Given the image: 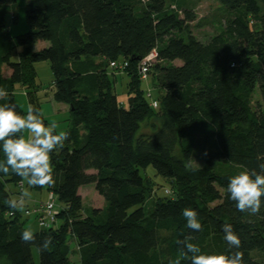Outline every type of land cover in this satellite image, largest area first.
Wrapping results in <instances>:
<instances>
[{
    "label": "trees",
    "instance_id": "obj_1",
    "mask_svg": "<svg viewBox=\"0 0 264 264\" xmlns=\"http://www.w3.org/2000/svg\"><path fill=\"white\" fill-rule=\"evenodd\" d=\"M215 1L223 23L201 42L188 28L196 19L189 0H27L28 30L17 37L5 29V16L15 18V0H0V88L6 91L0 105L24 116L13 101L21 86L38 114L34 65L46 61L53 100L69 108L68 137L49 153L52 182L29 185L55 197V227L37 224L34 240L22 241L29 209L9 207L5 188L7 182L22 187V177L0 173V264H35L33 248L39 264H73L72 255L79 264H171L177 258L191 264L186 245L204 249L213 242L214 255L239 252L241 264H264V196L257 213L241 212L226 191L229 177L241 171L264 174V0ZM38 42L48 46L34 51ZM152 51L149 77L161 92L156 109L138 73ZM111 62L127 63L121 72L129 78L126 108L113 91L118 72ZM144 124L149 130L140 133ZM198 159L202 165L192 166ZM220 160L230 165L227 171L214 170ZM150 166L172 190L146 211L151 191L138 169ZM85 185H93L104 205L82 213L78 190ZM185 207L197 212L199 230L187 227ZM224 224L232 225L238 248L225 241Z\"/></svg>",
    "mask_w": 264,
    "mask_h": 264
},
{
    "label": "rangeland",
    "instance_id": "obj_2",
    "mask_svg": "<svg viewBox=\"0 0 264 264\" xmlns=\"http://www.w3.org/2000/svg\"><path fill=\"white\" fill-rule=\"evenodd\" d=\"M188 1V0H186ZM190 2H194V9L193 12L196 16V19L193 22L188 24V28L192 36H194L197 40L201 42H206L211 36H213L220 25L223 23V12L221 11V7L219 3L215 0H189ZM27 0H15V11H14V20L10 14L5 16V29L8 34L12 37H17L23 35L27 32L28 27L26 24L25 19V6ZM48 44L45 42H38L33 45V50H40L42 48L47 47ZM12 60H16L13 58ZM173 65H180L179 61H174ZM36 70V85L39 87L36 93L37 101H38V115L43 120L46 126L52 127L54 126V132L59 133L61 131L65 132L67 127L69 126V112L59 110L55 105L58 102L53 100V75L51 72L50 64L46 61L38 62L34 65ZM9 72L6 70L3 73ZM149 77V76H148ZM150 79V78H149ZM24 89V88H23ZM21 86H16L15 91L13 93V101L14 104L20 109L24 115H26L28 109V99L26 91L23 90ZM141 89L150 92L151 100H156L161 95V92L157 88H153L150 86L149 90L146 89L145 83H142ZM116 94L117 100L121 103L125 108L127 107V94H126V81L121 79L118 81L116 85ZM251 103L255 107L257 103H260V95L258 88L254 91L251 95ZM60 104V103H59ZM63 104V103H61ZM149 124H144L141 129L140 133H147L149 130ZM24 136L27 138L28 133L25 130ZM176 156L180 155L179 149H177L174 153ZM202 162L200 159L195 160L192 163V166H201ZM229 164L224 161H215L213 163L214 170L217 172H224L229 169ZM139 174L142 178H144L149 186L151 191L150 197L146 200L144 204V208L147 211L149 208L152 207L153 202L156 199L159 200H167L171 197L168 195L169 192L172 190L171 182L161 176H159L156 171L150 166L145 169L139 168ZM22 187L17 186L12 182H7L5 184V188L10 194L11 199H17L21 197L22 193H27L24 196V202L22 204H17L19 207L26 208L29 210L34 209L35 207L39 206L40 204L47 201L48 193L46 190L43 191H35L29 188L26 179L22 178ZM83 200V212L89 211L92 208H101L104 205L103 199L98 196L94 190L93 185H85L82 186L79 190ZM137 207H134L130 210L133 211ZM25 220L24 222V229H30L32 233L38 232L40 228L37 226L35 222L34 215L30 217H23ZM67 242L70 245V249L76 250V245L71 237L68 236ZM201 253L204 254H215L217 252V245L213 242L210 246L204 249H199ZM164 247L161 248V254L163 257H167L166 253L164 252ZM32 258L35 264H39L38 258V251L33 248L31 250ZM71 262L73 264L78 263V257L76 255L71 256Z\"/></svg>",
    "mask_w": 264,
    "mask_h": 264
},
{
    "label": "clouds",
    "instance_id": "obj_3",
    "mask_svg": "<svg viewBox=\"0 0 264 264\" xmlns=\"http://www.w3.org/2000/svg\"><path fill=\"white\" fill-rule=\"evenodd\" d=\"M6 91L0 88V97H4ZM28 136L25 138L24 131ZM20 133V135H16ZM68 137L66 132H54V126H46L32 106H29L26 115H19L11 106L0 105V152L3 160H0V173L7 174L10 170L26 179L31 186L44 185L52 182L49 153ZM227 193L229 199L235 201L236 208L243 212L257 213L261 206V197L264 196V174L241 171L228 179ZM27 193H22L19 200L7 201L9 207L15 208L17 204L24 202ZM182 216L186 220L187 227L199 230L201 223L197 218V212L191 207L182 209ZM224 239L229 247H239L240 241L233 232L231 224L222 226ZM22 241L34 240L30 229L21 232ZM188 252L192 253L191 264H241V253L234 255L204 254L195 245H186ZM171 264H180V258Z\"/></svg>",
    "mask_w": 264,
    "mask_h": 264
},
{
    "label": "built area",
    "instance_id": "obj_4",
    "mask_svg": "<svg viewBox=\"0 0 264 264\" xmlns=\"http://www.w3.org/2000/svg\"><path fill=\"white\" fill-rule=\"evenodd\" d=\"M156 61V52L152 51L147 56H145L138 63V73L140 79H146L149 76L152 65ZM109 67L117 71L118 73L123 72V70L127 67L126 62H111ZM146 97L149 99L150 105L153 109L157 108V102L155 100H151V96L149 91L146 93ZM60 211V206L57 204L55 197L49 193L47 201L35 207L32 210L24 211L25 216L34 215L36 222L41 228H51L56 226V218Z\"/></svg>",
    "mask_w": 264,
    "mask_h": 264
},
{
    "label": "crops",
    "instance_id": "obj_5",
    "mask_svg": "<svg viewBox=\"0 0 264 264\" xmlns=\"http://www.w3.org/2000/svg\"><path fill=\"white\" fill-rule=\"evenodd\" d=\"M102 61V59L100 58H97V59H95V62L96 63H100ZM6 68L8 69V67H6V66H3L2 67V77L3 78H7L8 76H9V74H10V72H5V73H3V71L4 70H6ZM9 70V69H8ZM116 76L114 77V85H113V91H114V93L116 94V85L118 84V81H121V79L123 80H125L126 81V94H127V86H128V82H129V78L125 75V74H122V73H118V74H115ZM150 77H148V78H146V79H140V81H141V85H142V83H145V86H146V89L147 88H149L150 86H151V79H149ZM22 88V87H21ZM23 89V88H22ZM24 90V89H23ZM143 90V89H142ZM147 90H149V89H147ZM143 91H145V90H143ZM117 95V94H116ZM59 110H63V111H68L69 112V108H68V106L67 105H65V104H59V103H57V105H55ZM81 188V187H80ZM80 188H79V190H80ZM79 190H78V192H79ZM80 194V193H79ZM80 196H81V194H80ZM81 198H82V196H81ZM82 200H83V198H82Z\"/></svg>",
    "mask_w": 264,
    "mask_h": 264
}]
</instances>
